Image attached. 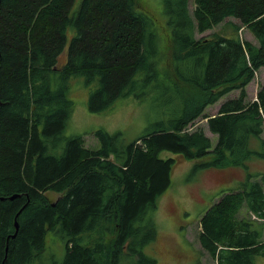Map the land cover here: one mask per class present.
Listing matches in <instances>:
<instances>
[{"label":"trees","instance_id":"trees-1","mask_svg":"<svg viewBox=\"0 0 264 264\" xmlns=\"http://www.w3.org/2000/svg\"><path fill=\"white\" fill-rule=\"evenodd\" d=\"M73 2L0 0V264H51V234L64 243L62 264H156L145 247L157 239L158 200L179 162L158 154L197 161L195 170L248 169L251 160H264V84L255 101L247 100V86L264 69V0H194L193 15L188 0H167V65L139 1L83 0L74 15ZM228 18L258 44L195 37ZM78 79L89 89L93 114L150 94L167 111L125 144L120 132L95 131L100 148L88 151L83 136L63 133L75 105L67 93ZM234 91L239 95L217 116L206 114ZM201 117L216 143L203 129L190 130ZM253 178L223 193L202 217L218 264L264 257V223L238 216L245 208L264 221V177ZM47 192L62 196L52 203ZM107 233L114 235L109 241Z\"/></svg>","mask_w":264,"mask_h":264},{"label":"rangeland","instance_id":"rangeland-1","mask_svg":"<svg viewBox=\"0 0 264 264\" xmlns=\"http://www.w3.org/2000/svg\"><path fill=\"white\" fill-rule=\"evenodd\" d=\"M83 0H75L72 14L77 12ZM142 5L145 13L152 20V31L156 39L162 40L165 49L167 63V52L170 47V31L168 29L167 17L163 13L167 0H137ZM189 12L193 15L195 9L194 0H188ZM70 34H73L71 30ZM222 35L226 37L238 36L242 40L258 44L251 31L238 19L228 18L225 22L195 37H211ZM170 54V53H169ZM167 65V64H166ZM162 67V66H161ZM264 84V69L256 72L255 79L247 86L249 101H255L257 93ZM89 89L86 88L82 79L75 80L69 88L68 98L74 102V111L69 119L68 126L63 132L66 138L72 136H83L85 147L88 151L98 150L100 141L96 136L98 130L110 134L120 132L123 134L124 144L136 139L150 124L161 121L162 110L167 111V103L161 104L160 96L150 94L145 100L129 98L118 101L114 108L103 114H93L88 109ZM239 91L227 95L218 103L207 108L206 114L215 117L220 107L226 101L235 99ZM208 121L205 118L198 119L190 130L203 129L205 134L216 143L217 135L210 132ZM264 140V133L262 135ZM259 143L254 142L253 148L258 149ZM161 159L178 157L179 162L172 171L171 185L167 192L163 193L158 200V208L154 214L157 225V239L145 247V253L156 260V264H218L217 259L212 256L211 249L216 245L210 231L203 227L202 217L206 211L216 204L223 193L237 190L247 181L248 175H253L252 181L262 182L264 177V160L253 159L248 169L243 167L229 166L224 168H209L195 170L197 161H186L164 151L158 154ZM263 188H264V183ZM264 190V189H263ZM50 202H56L62 194L47 192ZM253 215V214H252ZM246 212L244 208L239 218L247 217L249 221L263 224L264 221ZM251 219V220H250ZM264 235V231H263ZM113 233L106 234V240L113 238ZM48 237V250L46 262L51 264H62L65 261L64 243L59 235ZM207 241L206 243H204ZM260 242L264 247V236ZM206 247V248H205ZM124 258V257H123ZM133 260V259H132ZM136 260L122 259L120 264H135ZM258 264H264V257H258Z\"/></svg>","mask_w":264,"mask_h":264},{"label":"water","instance_id":"water-1","mask_svg":"<svg viewBox=\"0 0 264 264\" xmlns=\"http://www.w3.org/2000/svg\"><path fill=\"white\" fill-rule=\"evenodd\" d=\"M17 197H19V195H15V196H13V197H10V198H8V200H11V201H12L14 198H17ZM1 200H2V201H5L6 198H2ZM18 213L20 214L21 212L19 211ZM19 214H18V215H19ZM18 215H17V216H18ZM15 221H16V220H15ZM17 224H18L17 222H15V224H14V226H15V234H14L13 237H15L16 234H17L18 231H19V225H17ZM13 237H12V238H13ZM12 238H11V239H12Z\"/></svg>","mask_w":264,"mask_h":264}]
</instances>
